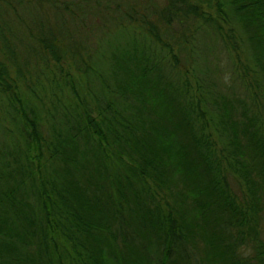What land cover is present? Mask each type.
Returning a JSON list of instances; mask_svg holds the SVG:
<instances>
[{"label": "trees", "instance_id": "trees-1", "mask_svg": "<svg viewBox=\"0 0 264 264\" xmlns=\"http://www.w3.org/2000/svg\"><path fill=\"white\" fill-rule=\"evenodd\" d=\"M195 1L167 9L185 19L200 18L197 3L216 9L264 111V0ZM198 22L205 41L183 52L191 87L143 32L116 31L87 62L65 34L57 43L41 27L30 45L12 34L22 48L0 61V264H264V116L249 88L236 102L214 79V50L195 49L221 30ZM151 51L168 81L139 68ZM72 59L76 79L59 67ZM104 60L113 81L95 67Z\"/></svg>", "mask_w": 264, "mask_h": 264}, {"label": "rangeland", "instance_id": "rangeland-1", "mask_svg": "<svg viewBox=\"0 0 264 264\" xmlns=\"http://www.w3.org/2000/svg\"><path fill=\"white\" fill-rule=\"evenodd\" d=\"M216 1L213 0V2ZM168 2L169 0H0V61H4L2 54L7 51L5 48L17 50L21 47L20 45H14L17 43L14 41L15 39L12 34L24 38L25 43L29 44L31 32L37 34L39 31L36 32V30L41 27L44 28V32H47V34H54L56 42L59 39L60 41L63 39V34L67 35L68 38H72L74 48L72 51L76 55L79 54L86 62L88 61L89 53L94 48L95 51L99 48L109 50L107 46H104V43L113 34H118L116 31L123 30L121 33L125 34V36L137 34L138 37L143 32L151 42L155 43L154 46L156 48L164 51L172 61L173 59L177 60L176 63L171 64V70L175 72L180 80L191 87V80L193 79L191 74L192 68L191 65L186 63L183 52L189 45L190 38H197L196 40L199 42L205 41V33L203 32H206V30L199 25L198 21L200 19H209L219 25L218 28L221 30L220 36L222 41L208 38V42L196 46L195 50L212 48L215 55L213 72H216V66H218L217 71L220 73L214 75L216 77L214 79L218 83L220 78H224L227 82H230L228 89L231 87L236 88L235 92L238 95V97L235 96L236 98H234L236 102L244 98L243 94L240 93L243 90L241 84L245 88H249L257 112L263 117L264 111L258 101L257 92H254L257 86L251 84L248 74L242 72V67L239 64L242 60L236 57L239 54L234 52L231 46H228L229 41L226 37L227 28L217 19L216 9H207L204 4L197 3L201 9L199 13L200 18L185 19L181 15L173 16L172 13L169 14L167 9ZM184 3L193 4L196 1L184 0ZM64 22L65 29L63 31L62 24ZM151 33L157 35L158 38L154 39L157 42L152 40L151 35H149ZM112 40L113 38L110 39V42ZM96 44L98 45L96 46ZM39 52L43 51L39 50ZM135 52L138 57L146 54L144 50H136ZM110 53L111 51L108 54L110 55ZM127 53L132 54V50L127 51ZM79 55L77 56L79 57ZM47 59L50 60L49 56H47ZM4 62L7 63L6 61ZM130 62L124 64L127 70H132L133 65ZM232 63L236 66L233 67ZM30 64L29 67L32 69L36 67L37 61L34 59ZM39 66L45 69H48L50 66V69H53V61L49 63V66L42 64H39ZM59 67L64 69V71H69L70 75L74 76V79L82 74V69L75 59L63 60ZM95 67L101 68L98 71L103 72L107 81L114 80L109 75L114 72V69H118L109 60L95 63ZM139 68L150 70L148 72L149 76H147L149 79L154 76L161 77L164 81L170 79V73L165 66L161 52L151 51L148 61L141 63ZM119 70H124V68L122 67ZM228 77H232L233 81H229ZM141 80L142 78L139 79V81ZM240 80H242V83H240ZM92 84L95 86L98 84V81L93 79ZM224 88L226 89V86ZM171 100L174 105L181 104L173 96ZM171 102L170 104L173 105ZM249 105H252V103L250 102ZM262 120L264 122V117ZM3 125L7 127L6 123ZM139 230V227H136L134 234H139ZM18 232L22 235L24 233L23 228L18 227ZM5 261H10V257H6ZM146 262L148 261L142 260L141 264H145Z\"/></svg>", "mask_w": 264, "mask_h": 264}]
</instances>
